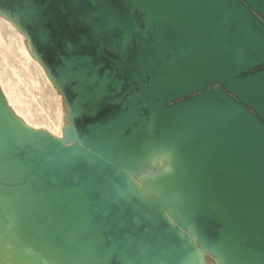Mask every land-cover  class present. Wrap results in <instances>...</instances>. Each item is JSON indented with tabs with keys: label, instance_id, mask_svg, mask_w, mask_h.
Wrapping results in <instances>:
<instances>
[{
	"label": "water",
	"instance_id": "1",
	"mask_svg": "<svg viewBox=\"0 0 264 264\" xmlns=\"http://www.w3.org/2000/svg\"><path fill=\"white\" fill-rule=\"evenodd\" d=\"M66 107L0 94V254L264 264V0H0ZM166 157L168 171L153 172Z\"/></svg>",
	"mask_w": 264,
	"mask_h": 264
},
{
	"label": "rangeland",
	"instance_id": "2",
	"mask_svg": "<svg viewBox=\"0 0 264 264\" xmlns=\"http://www.w3.org/2000/svg\"><path fill=\"white\" fill-rule=\"evenodd\" d=\"M17 32L7 20L0 18V94L8 98L11 108L32 128L53 132L60 137L67 123L64 100L32 57L25 36ZM158 160L153 166L158 163L164 166L153 167V172H159L161 167L160 171H168L166 157ZM205 259L208 262L205 264H215L213 259ZM11 262L19 264L14 260Z\"/></svg>",
	"mask_w": 264,
	"mask_h": 264
},
{
	"label": "bare ground",
	"instance_id": "3",
	"mask_svg": "<svg viewBox=\"0 0 264 264\" xmlns=\"http://www.w3.org/2000/svg\"><path fill=\"white\" fill-rule=\"evenodd\" d=\"M0 18H1V20H7L8 22H9V24L12 26V28H14L15 30H17L19 33H21V31L16 27V25L12 22V21H10V20H8L5 16H3V15H0ZM17 32V33H18ZM22 34V33H21ZM26 38V37H25ZM26 40L28 41V39L26 38ZM28 43V46H29V49H30V51H31V53H32V57H34V59H35V61L43 68V66L41 65V63L35 58V56H34V54H33V52H32V49H31V46H30V44H29V41L27 42ZM29 51V52H30ZM28 52V53H29ZM31 56V55H30ZM30 59V58H29ZM34 59H32V60H34ZM43 70L45 71V69L43 68ZM45 74H46V77L48 78V80H49V82H51V84L53 85V83H52V81L50 80V78H49V76H48V74L46 73V71H45ZM53 87L55 88V86L53 85ZM56 89V88H55ZM5 95V94H4ZM60 96H61V94H60ZM4 97V96H3ZM62 97V96H61ZM4 99H5V101H6V103H7V105H8V107L11 109V111L14 113V115L19 119V120H21V122H23V124H25L27 127H29V128H32L25 120H23V119H21L20 117H19V115L17 114V112L13 109V108H11V104H10V102H9V100H8V98H6V96L4 97ZM60 121V120H59ZM63 121V120H62ZM64 124V123H63ZM67 126V123L63 126V128H62V135H63V130H64V128ZM32 129H34V128H32ZM35 130H37V129H35ZM47 132H49V131H47ZM50 134H52L53 136H56L53 132H49ZM62 135L59 137V138H61L62 137ZM56 137H58V136H56ZM161 158V157H160ZM159 159V158H158ZM157 159V160H158ZM163 159H164V157H163ZM159 161V160H158ZM161 159H160V161H159V163H161ZM165 161V160H164ZM158 163V165H163V164H159ZM156 164V163H155ZM153 166L154 167V169L156 168V167H159V166ZM164 166V165H163ZM168 166V165H167ZM167 166H166V170H167ZM161 167V166H160ZM162 168V167H161ZM161 168H160V170H161ZM157 169V168H156ZM165 169V168H164ZM159 170V171H160ZM168 170H169V167H168ZM156 171V170H155ZM207 258V257H206ZM11 261H13V260H11V259H9V258H7V257H5V256H2L1 254H0V264H13ZM205 262L206 263H208L207 261H206V259H204V264H205ZM213 262V261H212ZM212 262H210V263H212Z\"/></svg>",
	"mask_w": 264,
	"mask_h": 264
}]
</instances>
